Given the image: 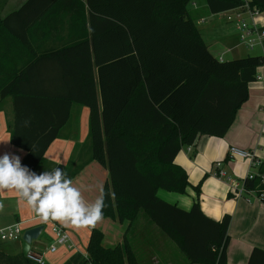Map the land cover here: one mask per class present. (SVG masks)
<instances>
[{
  "label": "trees",
  "instance_id": "16d2710c",
  "mask_svg": "<svg viewBox=\"0 0 264 264\" xmlns=\"http://www.w3.org/2000/svg\"><path fill=\"white\" fill-rule=\"evenodd\" d=\"M194 1L26 0L0 19V103L12 99L10 143L33 171L71 109L85 107L91 159L109 175L103 219L130 227L141 212L187 264H228L230 216L213 220L202 212L203 180L191 187L197 199L188 210L158 192L185 195L190 184L177 155L199 137L226 134L263 56L214 57L189 10ZM247 1L264 12V0ZM204 3L211 15L244 5ZM62 169L72 179L81 167ZM243 184L264 204V181L256 176ZM102 239L91 230L85 253L63 264H139L127 239L114 248ZM0 264L34 263L0 251ZM246 264H264V250L253 248Z\"/></svg>",
  "mask_w": 264,
  "mask_h": 264
},
{
  "label": "crops",
  "instance_id": "0c3cea01",
  "mask_svg": "<svg viewBox=\"0 0 264 264\" xmlns=\"http://www.w3.org/2000/svg\"><path fill=\"white\" fill-rule=\"evenodd\" d=\"M25 1L0 0V19L19 8ZM193 3L195 6H190L189 10L197 27L205 24L206 16L209 18L216 16L208 13L205 4L203 7L198 5L199 0ZM257 22L264 26V12H261ZM216 26L218 24L213 22L201 30L204 35L200 30L199 32L209 52L224 59L223 55H230L237 45H235V38L232 35L234 33L218 34ZM1 35L6 37L4 31ZM218 35L219 37H217ZM219 39L224 42H219ZM262 68L258 70V74L264 77V67ZM13 117L12 99L7 98L0 103V154L9 152L19 155L22 162L26 153L10 143ZM87 134L88 110L85 107H73L68 123L48 147L34 172L39 174L56 167L66 168L70 164L76 169L81 167L72 181L74 186L81 190L83 197L92 201L98 195L99 189L104 188L105 184L109 185V175L105 167L92 161ZM231 146L253 152L256 159L261 162L260 167L250 169L248 161L229 158L228 149ZM218 161L224 163V172L235 180H243L248 173L256 174L259 169H264L263 82L255 81L249 85L248 100L238 109L233 124L223 137H199L195 145L191 147L190 152L183 149L177 155L175 164L183 168L190 184L185 195L168 193L178 195L177 197H170L160 195L162 191L158 192L159 197L163 200L188 210L197 199L191 187L203 180L199 196L202 212L213 220H220L226 214L230 216L229 241L226 248L228 264H246L253 248L264 250V204L256 198L253 192L236 197L229 190L226 182L214 176L213 165ZM140 213L130 227L128 222L120 223L117 219L107 218L95 225L78 228L71 224L52 220L66 231L73 248L68 250L66 246H58L54 253H49L47 251L48 246L53 243L54 239L49 226L19 197L16 191L0 189V229L18 224L24 232L30 228L43 226V235L41 232L38 239L32 242L30 251L41 254L46 264H63L75 253L84 254L93 229L102 233V245L105 248L122 246L124 240L127 239L134 251L136 250L134 246L145 245L150 252L149 262L151 264L164 262L174 264V250L167 245L166 240L153 227L149 226L145 220L139 219ZM132 230L134 231L131 233ZM8 243L0 241L2 253L8 256L23 254L21 240ZM150 247L152 248L150 249Z\"/></svg>",
  "mask_w": 264,
  "mask_h": 264
},
{
  "label": "clouds",
  "instance_id": "9594fccd",
  "mask_svg": "<svg viewBox=\"0 0 264 264\" xmlns=\"http://www.w3.org/2000/svg\"><path fill=\"white\" fill-rule=\"evenodd\" d=\"M27 123L25 121V125ZM0 189L16 191L41 219L77 228L100 222L107 207L103 188L94 200L88 201L62 168L37 174L21 163L19 155L9 152L0 154ZM110 199H115V192Z\"/></svg>",
  "mask_w": 264,
  "mask_h": 264
},
{
  "label": "built area",
  "instance_id": "2783aa9c",
  "mask_svg": "<svg viewBox=\"0 0 264 264\" xmlns=\"http://www.w3.org/2000/svg\"><path fill=\"white\" fill-rule=\"evenodd\" d=\"M244 5L238 8H234L223 12L225 16L226 23L233 25L238 39L237 46H242L247 50H253L258 48L263 56V67H264V26L257 22V18L261 15V12L248 4L247 0H243ZM194 7L195 4L191 3ZM222 60L221 57L218 58ZM256 81L263 82L264 77L257 74ZM190 152L191 148H187ZM229 158L233 159H243L248 161L249 168L256 169L259 168L261 162L256 159L255 154L250 151L240 149L238 147H229L228 149ZM223 162L218 161L213 165L214 176L217 179L223 180L229 186V190L236 196L241 197L246 193H251L245 190L243 181L244 179L252 180L254 177H259L264 181V175L256 173H248L243 180H235L229 177L223 170ZM263 195L256 196V198L261 201ZM39 216V215H38ZM40 217V216H39ZM45 221V220H44ZM46 225L49 226L51 234L54 236L53 243L48 246L47 251L49 253H54L58 246H66L68 250H72L73 246L69 242V237L66 231L61 228L58 224L53 222L51 219L45 221ZM23 231L18 224L0 229V241L1 242H15L20 241ZM26 259L34 264H46L42 255L30 251L26 254Z\"/></svg>",
  "mask_w": 264,
  "mask_h": 264
},
{
  "label": "rangeland",
  "instance_id": "374dc122",
  "mask_svg": "<svg viewBox=\"0 0 264 264\" xmlns=\"http://www.w3.org/2000/svg\"><path fill=\"white\" fill-rule=\"evenodd\" d=\"M204 0H199V3L198 5L202 6L205 4L203 3ZM209 16V15H208ZM213 22H216L218 24V26H216V32L219 34V33H222V34H225V33H228V34H232L235 38V45L238 44V39H237V34H236V31L233 27V25H231L230 23H226L225 21V16L224 14L222 13H219L218 15H216L214 18H209L206 16V22L205 24L203 25H198V30H201L204 29V27L206 28L207 25H211V23ZM232 32V33H231ZM202 33V32H201ZM203 34V33H202ZM204 35V34H203ZM205 37V36H204ZM219 37V35L217 36ZM219 42H224L222 39H219ZM225 51V50H224ZM211 53V52H210ZM212 54V53H211ZM261 54L260 50L258 48H254L253 50H247L245 49L244 47L242 46H237V47H234V51H232L230 53V55L228 56H224L223 55V58L225 61H228V60H232L233 58H242V57H246V56H257ZM214 57H216L214 55V53L212 54ZM237 55V56H236ZM230 56V58H229ZM218 58V56L216 57ZM263 67V66H262ZM260 67V68H262ZM263 69V68H262ZM160 195H166V196H170V197H177L178 195H175V194H168L166 192H160ZM163 197V196H162ZM162 199V198H161ZM165 199V198H164ZM169 201H172V200H169ZM139 219H143L145 220V222H147V224H149V226L153 227L163 238L164 240H166L167 242V245L170 246L174 252H175V263L174 264H187V261L185 259V256L179 251V249L174 245V243H172L169 239H167L162 233H160V231L155 227L153 226L151 223H149V220L142 214L140 213V216H139ZM50 229V228H49ZM134 230L131 231V233L133 232ZM44 232H42L41 235H43ZM8 243V242H6ZM8 244H13V243H8ZM134 248H136V254H137V258H138V263L139 264H151L149 262V250L145 247V245L143 244H139L138 246H134ZM152 247H150L151 249ZM152 251V250H151ZM162 264H167L166 262L162 263Z\"/></svg>",
  "mask_w": 264,
  "mask_h": 264
},
{
  "label": "water",
  "instance_id": "95a60500",
  "mask_svg": "<svg viewBox=\"0 0 264 264\" xmlns=\"http://www.w3.org/2000/svg\"><path fill=\"white\" fill-rule=\"evenodd\" d=\"M43 229V226H37L23 232L21 237V249L24 256L29 252L32 242L38 239Z\"/></svg>",
  "mask_w": 264,
  "mask_h": 264
}]
</instances>
